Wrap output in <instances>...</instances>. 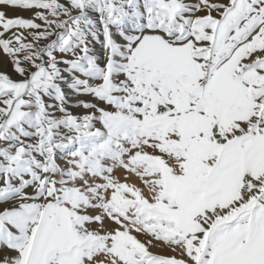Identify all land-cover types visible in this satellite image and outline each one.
Here are the masks:
<instances>
[{"label":"snow or ice","instance_id":"1","mask_svg":"<svg viewBox=\"0 0 264 264\" xmlns=\"http://www.w3.org/2000/svg\"><path fill=\"white\" fill-rule=\"evenodd\" d=\"M0 264H264V0H0Z\"/></svg>","mask_w":264,"mask_h":264},{"label":"rangeland","instance_id":"2","mask_svg":"<svg viewBox=\"0 0 264 264\" xmlns=\"http://www.w3.org/2000/svg\"><path fill=\"white\" fill-rule=\"evenodd\" d=\"M20 14H22V15H27V13H20ZM134 179V178H133Z\"/></svg>","mask_w":264,"mask_h":264}]
</instances>
